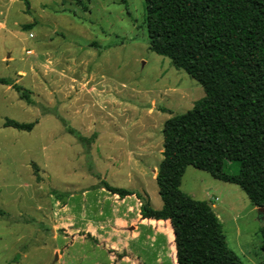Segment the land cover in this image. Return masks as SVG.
<instances>
[{
	"label": "rangeland",
	"instance_id": "rangeland-1",
	"mask_svg": "<svg viewBox=\"0 0 264 264\" xmlns=\"http://www.w3.org/2000/svg\"><path fill=\"white\" fill-rule=\"evenodd\" d=\"M82 1L86 9L74 0H0V78L33 100L28 105L12 85L0 84V264H77L80 245L69 241L64 262L58 260L54 246L62 242L54 240L66 229L52 217L54 203L80 202L84 188L89 194L83 200L96 202L99 180L122 185L107 170L113 138L115 150L152 146L153 155L136 161L145 164V176L133 178L161 202L151 168L162 159L163 123L204 96L194 79L149 50L144 0ZM58 117L97 139L85 149ZM6 119L35 125L17 130L4 127ZM124 168L119 179L126 178ZM238 168L232 162L225 171ZM180 189L210 204L242 264H264V207H254L238 186L193 167ZM84 249L89 259L83 264H109L97 249L98 259L90 262L91 249Z\"/></svg>",
	"mask_w": 264,
	"mask_h": 264
},
{
	"label": "trees",
	"instance_id": "trees-1",
	"mask_svg": "<svg viewBox=\"0 0 264 264\" xmlns=\"http://www.w3.org/2000/svg\"><path fill=\"white\" fill-rule=\"evenodd\" d=\"M74 1L86 9L82 0ZM144 1L149 50L194 79L204 96L163 123L155 177L161 209L154 210L140 192L104 180L98 187L120 199L134 195L143 219L169 220L177 264H242L227 247L210 204L188 196L180 186L185 170L193 167L238 186L254 207H264V0ZM0 84L12 85L20 99L33 104L19 85L4 78ZM58 119L85 149L95 140L96 134L84 136ZM34 125L10 119L3 124L25 131ZM232 162L238 163L236 174L225 171ZM261 235L264 249V225ZM110 253L115 261L125 255Z\"/></svg>",
	"mask_w": 264,
	"mask_h": 264
},
{
	"label": "crops",
	"instance_id": "crops-1",
	"mask_svg": "<svg viewBox=\"0 0 264 264\" xmlns=\"http://www.w3.org/2000/svg\"><path fill=\"white\" fill-rule=\"evenodd\" d=\"M0 25L4 27V24L1 23ZM116 140L117 138H113L107 141L112 148L106 153L108 158L107 170L111 171L112 178L116 179V182H122V185L119 183L110 185L144 192L149 198L151 207L154 210L161 209L162 203L153 202L152 196L145 187H141L143 183L133 178V174H136L138 179L145 176V171L140 168L145 164L139 163L137 165L136 161L145 154L149 157L153 155L152 146L147 149V146L141 143L142 146L137 148L136 153L123 149L115 150L112 144ZM162 150H160V155ZM129 159L130 161L133 159V162L130 163ZM124 167L128 168L126 178L119 179L120 175H124ZM151 171V179L155 180L157 167L153 165ZM124 183L126 185H123ZM80 191H82L80 202H68L67 200L66 202L54 203L58 207L53 211L52 217L58 223V227L66 229L65 236L58 235L54 240V243L59 240L62 242L61 246L57 243L54 246L59 251L58 260L64 262L68 255L69 246L79 244L78 256H76L77 264H83L85 260L89 259L87 249H84V246L91 249L93 258L90 262L95 261L94 258L98 259L99 255L94 254V249H97L99 250H96L98 253L107 256L109 264L116 262L115 256L110 253V250L117 254H125L119 259V264H164L166 260L171 264H177L174 235L169 220L143 219L140 215V202L134 195L120 199L117 195L110 194L104 188L99 187L94 190L97 193V201L85 202L86 200L83 199L87 197L89 191L87 188ZM73 196L71 195V198ZM86 235L96 240L97 243L89 246L88 241L90 239H87ZM159 240L161 242H158ZM68 241L69 246L66 244ZM61 248L63 249L62 253H60ZM147 256L150 257V260ZM73 257L75 258L74 255Z\"/></svg>",
	"mask_w": 264,
	"mask_h": 264
},
{
	"label": "water",
	"instance_id": "water-1",
	"mask_svg": "<svg viewBox=\"0 0 264 264\" xmlns=\"http://www.w3.org/2000/svg\"><path fill=\"white\" fill-rule=\"evenodd\" d=\"M260 209V211H262L263 210V208H259ZM56 258H57V256H56Z\"/></svg>",
	"mask_w": 264,
	"mask_h": 264
}]
</instances>
